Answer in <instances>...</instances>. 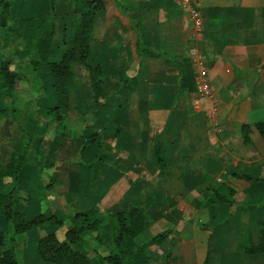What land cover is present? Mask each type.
I'll list each match as a JSON object with an SVG mask.
<instances>
[{"label": "crops", "instance_id": "0c3cea01", "mask_svg": "<svg viewBox=\"0 0 264 264\" xmlns=\"http://www.w3.org/2000/svg\"><path fill=\"white\" fill-rule=\"evenodd\" d=\"M189 1L197 21L181 0H101L86 61L102 72L97 133L109 149L96 180L90 172L95 146L84 150L85 138L62 137L55 125L41 135L35 127L24 144L27 149L36 137L32 158L14 153L15 140L0 139V173L12 157L25 158L17 186L31 195L32 215L48 212L63 222L57 235L70 228L64 219L70 214L97 209L105 217L130 204L148 205L143 234L149 238L137 241L147 246L158 234L169 235L134 252V264H152L160 246L171 256L176 233L192 238L195 264H264V255L240 251L259 244L264 224V140L255 129L264 122V0ZM202 70L210 100H198L194 89ZM77 82L73 77L68 106L86 113L95 105L92 90ZM8 184L0 178V193ZM214 184L221 185L214 190ZM217 195L230 202L218 203ZM153 225L161 230L154 235ZM5 228L0 216V233ZM44 235L40 227L20 236L33 245ZM85 243L82 253L99 264L95 245L88 258ZM159 263L169 264V257Z\"/></svg>", "mask_w": 264, "mask_h": 264}, {"label": "trees", "instance_id": "16d2710c", "mask_svg": "<svg viewBox=\"0 0 264 264\" xmlns=\"http://www.w3.org/2000/svg\"><path fill=\"white\" fill-rule=\"evenodd\" d=\"M74 3L78 18L71 47L63 46V44L55 46L54 20L43 15L18 17L8 31L23 44L22 50L27 52L28 59L33 57L30 60L34 66L33 70L43 67L51 77V92L48 94L45 86H42L41 91L38 90L36 94L38 112L44 118L53 120L58 135L85 138L87 141L84 150L85 147L95 146L96 154L90 164L91 179L94 181L108 156L109 149L97 133L99 126L96 111L104 107L99 103L102 98V72L99 66L88 68L86 61L95 15L103 11L104 6L101 0H75ZM9 19H13L10 3L0 0V30L7 28ZM74 65L88 68L89 85L95 105L89 107L86 113H80L68 106V89L73 80ZM21 78L17 70L10 69L8 62L0 64V89L6 96L10 97L18 90ZM5 112L4 101L0 99V120L6 115ZM34 129L35 123L29 119L25 132L27 137L31 138ZM255 129L264 140V122L255 125ZM244 142L248 143L247 135H244ZM159 154L160 148L156 145L154 150L156 159H160ZM25 164V158L12 157L6 171L0 173V178L9 181L8 189L0 193V216L6 226V232L0 233V248L4 247L8 241L10 245H13L15 236L42 227L49 229V232L34 244L35 264H90L82 253L86 244L84 236L95 233L93 239L97 247L104 248L103 256L96 253L99 264H129L131 262L134 264V252H142L143 249L163 241L169 235V232L160 233L153 237L147 246L137 241L150 225L148 205L130 204L126 209L111 212L105 217L99 216L97 209L64 216L71 226L60 238L57 230L62 227L63 222L48 212L32 215L28 210L33 199L17 186L18 175ZM244 178L252 182L250 177ZM53 182L51 178L49 189L52 188ZM211 196L214 197V195ZM216 200L220 204L230 202L228 198L219 195L216 196ZM259 224V244L240 248L242 253L264 255V224ZM7 235L9 239H6ZM0 264H18L13 248L0 254Z\"/></svg>", "mask_w": 264, "mask_h": 264}, {"label": "rangeland", "instance_id": "374dc122", "mask_svg": "<svg viewBox=\"0 0 264 264\" xmlns=\"http://www.w3.org/2000/svg\"><path fill=\"white\" fill-rule=\"evenodd\" d=\"M5 2L10 3L12 18L9 19L7 28L4 30H0V64L4 62H8L10 64V69H15L19 72L22 77L20 86L18 90H16L12 96H6L4 91L0 89V99L4 101L5 113L3 119L0 120V126L3 124V128L0 130V139L3 137H9L12 140L17 142V145L13 146L14 153L18 155L25 154L26 156L30 155L31 158L35 154V136L32 137V144L27 149L24 148L25 142L31 138L26 135V128H28V120L31 119L35 123V127L38 128L37 131L39 134H42V131L52 132L54 131V122L51 118H44L38 112V101L36 102V94L38 90L41 91L42 86L49 87L52 82L45 68H39L38 70H33V65L28 59L27 52L23 51V44L20 41L15 39L8 28H11L14 25V20L18 17H27L32 15H43L48 18H53L55 24V46L63 44V46L72 45V36L74 33L75 26L77 24L78 15L74 10L75 0H3ZM18 21V20H16ZM74 78L77 80L82 87L86 86L89 90V82H88V70L87 68H82L77 65L73 66ZM196 79V78H195ZM196 82V84H195ZM194 89L197 93V80L194 81ZM51 92V90L48 91ZM91 103V99L87 100V104ZM71 108L75 107L74 101L70 104ZM54 133V132H53ZM78 138V137H72ZM20 140V142L18 141ZM87 141V140H86ZM111 143V141H108ZM38 148V147H37ZM44 148V147H43ZM48 148H45L42 151V155H48ZM39 154H41L39 152ZM57 157V156H56ZM47 180V179H46ZM93 182V181H92ZM221 184H214L213 189L219 187ZM157 190H160L157 189ZM213 192L210 193L208 197V201L212 198ZM211 196V197H210ZM163 207V206H162ZM161 210H157L155 208L154 213H158ZM61 214V212H60ZM72 214H70L71 216ZM154 235L156 232L161 231L156 228L154 225L150 228ZM153 229V230H152ZM187 227L182 230L186 231ZM43 234H47L49 229L42 228ZM6 232V228H5ZM42 234V233H41ZM181 233L175 234L174 243L171 244V256L167 253V250L164 257L163 250L161 246L157 249V255L159 259L151 261L152 264H156L159 261L165 260L166 257H169V264H195L194 256L192 255V238H188L186 240H182ZM35 237V234H31ZM44 235V236H45ZM61 238L62 233H58ZM145 236L143 240L149 238V234H143ZM6 239H9V235H7ZM34 239V238H33ZM85 240L88 243L87 247H85L84 253L88 256V258H92L95 254V251L92 250V247L95 245L96 253L104 254L103 249L96 247V242L94 241L91 235H86ZM31 240H27L25 238H21L20 235L14 237V244L10 245V242H6L5 246L0 248V254L10 248L14 249L15 257L18 264H35V258L33 257L36 253L35 243L33 245L30 244ZM23 249V250H22ZM147 249V248H146ZM151 252V251H149ZM147 253L145 252L144 255ZM91 260V259H90ZM148 260V259H147ZM168 262V261H166ZM157 263V264H158ZM160 264V263H159ZM165 264V263H164Z\"/></svg>", "mask_w": 264, "mask_h": 264}, {"label": "built area", "instance_id": "2783aa9c", "mask_svg": "<svg viewBox=\"0 0 264 264\" xmlns=\"http://www.w3.org/2000/svg\"><path fill=\"white\" fill-rule=\"evenodd\" d=\"M181 8L187 11L190 15L191 18L194 19L195 21L198 20V12L196 9L190 5L189 0H181L180 2ZM197 95H198V100H210L213 96L212 89L209 86V83L207 81V74L205 71H200L199 76L197 77ZM198 102V101H197ZM195 103L197 105L198 103Z\"/></svg>", "mask_w": 264, "mask_h": 264}]
</instances>
